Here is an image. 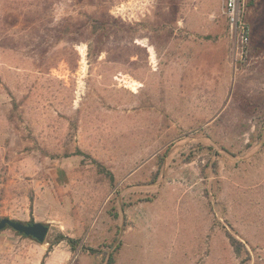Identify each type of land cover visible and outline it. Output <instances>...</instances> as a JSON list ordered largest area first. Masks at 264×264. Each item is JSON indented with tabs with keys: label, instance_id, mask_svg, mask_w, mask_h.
Wrapping results in <instances>:
<instances>
[{
	"label": "rangeland",
	"instance_id": "obj_1",
	"mask_svg": "<svg viewBox=\"0 0 264 264\" xmlns=\"http://www.w3.org/2000/svg\"><path fill=\"white\" fill-rule=\"evenodd\" d=\"M228 2L0 0V219L49 226L0 264H264V0L245 45Z\"/></svg>",
	"mask_w": 264,
	"mask_h": 264
},
{
	"label": "trees",
	"instance_id": "obj_2",
	"mask_svg": "<svg viewBox=\"0 0 264 264\" xmlns=\"http://www.w3.org/2000/svg\"><path fill=\"white\" fill-rule=\"evenodd\" d=\"M253 5H254V0H249L247 6L252 7ZM92 28L94 29L93 30L94 32L99 31V33L97 34L96 37L99 39H102V37L110 36L111 33H118V29H121L122 27L118 26V28H117V25L114 24L113 22H106L104 20L103 21L98 20L95 24H92ZM87 45L90 48L89 44H87ZM30 223H32V221ZM5 229H9V228H5ZM16 234L20 237L28 238V237H25L21 234H18V233H16ZM226 236H227L229 245L232 248L235 255L240 257V258L243 257V259H242L243 262L248 261L249 260V252L246 249L245 245L240 240H238L235 236L231 235L228 232H226ZM28 239H31V238H28ZM31 240H33V239H31ZM64 240L67 241L71 245L72 249H75V247H74L75 240L67 238L66 236H63L62 234H58V236H56L55 240L50 244V248L53 245H56V244H58ZM109 264H113L112 258L109 259Z\"/></svg>",
	"mask_w": 264,
	"mask_h": 264
},
{
	"label": "water",
	"instance_id": "obj_3",
	"mask_svg": "<svg viewBox=\"0 0 264 264\" xmlns=\"http://www.w3.org/2000/svg\"><path fill=\"white\" fill-rule=\"evenodd\" d=\"M9 228L12 231L43 244L49 232V226L40 222L22 223L20 221L3 218L0 220V231Z\"/></svg>",
	"mask_w": 264,
	"mask_h": 264
},
{
	"label": "built area",
	"instance_id": "obj_4",
	"mask_svg": "<svg viewBox=\"0 0 264 264\" xmlns=\"http://www.w3.org/2000/svg\"><path fill=\"white\" fill-rule=\"evenodd\" d=\"M227 10L232 33L238 34L242 45L247 44L249 39V30L248 27L238 18L237 0H229Z\"/></svg>",
	"mask_w": 264,
	"mask_h": 264
},
{
	"label": "crops",
	"instance_id": "obj_5",
	"mask_svg": "<svg viewBox=\"0 0 264 264\" xmlns=\"http://www.w3.org/2000/svg\"><path fill=\"white\" fill-rule=\"evenodd\" d=\"M10 215V218H15V215H18L17 213H12V214H9Z\"/></svg>",
	"mask_w": 264,
	"mask_h": 264
}]
</instances>
